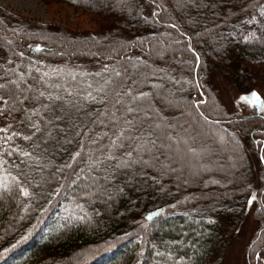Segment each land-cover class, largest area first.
<instances>
[{"label":"trees","instance_id":"16d2710c","mask_svg":"<svg viewBox=\"0 0 264 264\" xmlns=\"http://www.w3.org/2000/svg\"><path fill=\"white\" fill-rule=\"evenodd\" d=\"M44 1L91 16L97 32L59 34L0 11V264H220L253 196L246 262L264 264V0ZM57 34L70 41L58 46ZM215 73L261 105L228 110ZM182 111L213 131L224 183L168 179L173 165L146 143L189 155L174 145L184 133H168ZM112 114L126 131L133 122L148 151L130 159L146 163L121 166Z\"/></svg>","mask_w":264,"mask_h":264},{"label":"rangeland","instance_id":"374dc122","mask_svg":"<svg viewBox=\"0 0 264 264\" xmlns=\"http://www.w3.org/2000/svg\"><path fill=\"white\" fill-rule=\"evenodd\" d=\"M0 11L17 19L56 28L60 31L59 34H63L61 31H67L70 33H87L91 37V33H94L97 27V24L93 23L91 16L81 15L79 11H76L63 3H51L44 0H0ZM177 32L180 36V30ZM59 34L53 36L54 42H56L57 45L59 41L63 40L61 38L64 37ZM2 35L5 39L10 38L12 40L13 38V36L10 37V33L6 31H2ZM69 41V39H64L62 45ZM57 45H55L56 49L59 48ZM176 45L181 46V43L177 41ZM71 46L80 48L82 46L81 40L78 39L76 42L71 41ZM155 58L156 57H154V59L152 58V60L157 62ZM248 66L251 67V65ZM252 66L254 68V65ZM211 78L213 86L217 88L219 92L216 93L217 99H219L228 110H235L237 107L236 105H239L243 99L249 101L254 106L259 107L261 105L257 96H253L252 94L244 96V94H242V92L235 86L229 84V82L225 81V79L221 78L216 73L211 76ZM178 107L179 106L176 108L178 109ZM156 108H159V106H156ZM195 110L197 111V114L200 113L198 109L195 108ZM244 112L245 111L243 110L242 113ZM161 113L163 114L162 111ZM184 114L185 112L182 111V114L179 115L180 117L177 118L178 120H174V122H177L178 125H174L175 123H173L172 120L167 121L169 125H171L168 128V133L171 138L173 136H176L177 138L182 132L184 133V135H182L183 143L178 138L177 141H179V143H175L174 145L179 147V149L181 147L182 150H186L189 155L187 154L183 157L184 153H182L183 151L181 150L178 151L175 149L176 152L172 153L168 150H164L163 147L160 148L159 144L153 146L173 165V170L171 169L172 171L168 172V179L170 176L174 178L178 177L181 181L186 180L190 184H193L194 178L198 176L200 179H204L205 181L209 180V178H213L217 181L214 185H217L218 182L224 183L229 177V173L227 171L229 162L227 161L226 156L218 150L215 142L209 139V136L211 135L210 133L213 131L209 129L210 133L208 134L206 126ZM212 119V117L206 118L207 121H214V119ZM209 123L211 122H208V125ZM197 133H199L200 136ZM184 146H186V148H184ZM193 148L199 149V151L192 152ZM250 159L255 168L254 174L256 178V176H259L257 161L254 156H251ZM154 162V166L156 168H160L159 163L156 160H154ZM189 163L195 164L197 169H189L187 165ZM257 186L258 183L256 184V187ZM251 201L252 202L249 203L242 222L236 228L234 238L225 247L222 253L220 264H248L246 262V251L259 229L258 221L254 216L257 204L255 200L251 199Z\"/></svg>","mask_w":264,"mask_h":264},{"label":"snow or ice","instance_id":"6c2138e0","mask_svg":"<svg viewBox=\"0 0 264 264\" xmlns=\"http://www.w3.org/2000/svg\"><path fill=\"white\" fill-rule=\"evenodd\" d=\"M173 27H175V25H173ZM245 39H247V37H245ZM22 55V53H21ZM107 67V66H105ZM115 75L119 76L120 73L119 72H116ZM13 83H15V81H13ZM6 85H3V84H0V88H5ZM18 87V85H17ZM127 91H131V89H128ZM40 96H43L44 93L41 92L39 94ZM117 95H120V93H117ZM253 96H257L256 93H253L252 94ZM0 99H2V97H0ZM55 99L59 100L60 97H55ZM5 104H7V101H4ZM117 103H120V101L118 100ZM44 107H48V105H44ZM113 107H115V105H113ZM117 111H119V109H117ZM126 111L131 113L134 111V109H132L131 107H126ZM203 115V114H201ZM53 120H61V117L60 116H56V115H53V119L52 120H47L46 123L51 125L53 123ZM112 122H113V126L114 127H117V125L119 124V118L115 116V114H112ZM124 124L127 125L128 127V131L125 130V128L123 127H117V131L116 133H114V136H115V139H112L110 141V145L109 147L110 148H118L120 151H123L125 156L128 157L129 159L127 160H121L120 161V164L121 166L127 168V167H131L133 164H137V163H146V161L143 160L142 157H140L139 159H130L134 156L135 153H138L140 151H145L147 152L148 149H146L144 147V145L140 144L139 141H138V138L135 134V130H134V127H133V122L130 121V120H125L124 121ZM32 127L35 129L36 132H40L41 131V128L39 126V124H33ZM0 131H3L2 129H0ZM77 135H79L80 133L77 132L76 133ZM24 139H30V137L28 136H25ZM129 141H132L135 143V146L133 147L131 144H129L128 142ZM93 144H96L98 143V141L96 140H93L92 141ZM146 143H152L153 146H155V142L154 141H147ZM104 155H106V159L108 161H112V160H116L117 159V156L116 154L114 153H102ZM24 155H29L28 153H24ZM76 155H79V153H77ZM91 159V157H90ZM261 159H264V157H261ZM92 163L93 164H96L97 166H99L98 162L96 160H92ZM25 195H27V192L25 190ZM255 199V196L252 197V200ZM252 201L250 200L249 203H251ZM153 215H156V213H151L149 214V219H151V217Z\"/></svg>","mask_w":264,"mask_h":264}]
</instances>
